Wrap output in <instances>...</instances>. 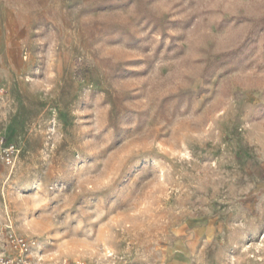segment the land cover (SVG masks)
Masks as SVG:
<instances>
[{"label": "rangeland", "instance_id": "rangeland-1", "mask_svg": "<svg viewBox=\"0 0 264 264\" xmlns=\"http://www.w3.org/2000/svg\"><path fill=\"white\" fill-rule=\"evenodd\" d=\"M0 256L264 264V0H0Z\"/></svg>", "mask_w": 264, "mask_h": 264}, {"label": "built area", "instance_id": "built-area-1", "mask_svg": "<svg viewBox=\"0 0 264 264\" xmlns=\"http://www.w3.org/2000/svg\"><path fill=\"white\" fill-rule=\"evenodd\" d=\"M5 93L4 88L0 87V96ZM19 154L18 146L12 142L10 139L6 138L4 135L0 134V163L7 166L13 167ZM6 241L11 248L16 250L19 255L16 258H11L8 256H0V264H36L29 260V254L35 242L33 240H28L14 233L10 232ZM54 264H84L80 261H66L57 262Z\"/></svg>", "mask_w": 264, "mask_h": 264}]
</instances>
